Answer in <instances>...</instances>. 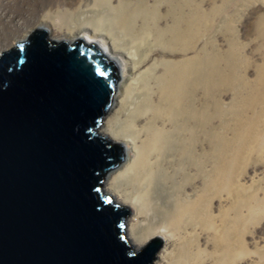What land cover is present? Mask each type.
Masks as SVG:
<instances>
[{"label":"rangeland","instance_id":"374dc122","mask_svg":"<svg viewBox=\"0 0 264 264\" xmlns=\"http://www.w3.org/2000/svg\"><path fill=\"white\" fill-rule=\"evenodd\" d=\"M41 25L52 41L83 39L102 51L122 40L143 46L148 56L141 67L114 59L118 102L102 125L116 118L123 98L143 94L145 134L159 105L163 130L195 133L199 166L172 167L167 184L181 192L187 181L188 191L201 193L209 172L213 224L232 225L241 212V249L220 264H264V0H0V55ZM106 180L103 189L113 195Z\"/></svg>","mask_w":264,"mask_h":264},{"label":"water","instance_id":"95a60500","mask_svg":"<svg viewBox=\"0 0 264 264\" xmlns=\"http://www.w3.org/2000/svg\"><path fill=\"white\" fill-rule=\"evenodd\" d=\"M118 67L96 44L34 30L0 55V264H154L103 190L124 149L98 131Z\"/></svg>","mask_w":264,"mask_h":264},{"label":"bare ground","instance_id":"6f19581e","mask_svg":"<svg viewBox=\"0 0 264 264\" xmlns=\"http://www.w3.org/2000/svg\"><path fill=\"white\" fill-rule=\"evenodd\" d=\"M38 29L47 31L48 28L41 25ZM47 33L49 34L48 31ZM142 47L141 45L130 47L128 41L122 40L113 43L108 51H101L113 61L116 56L129 59L133 62L134 68H138L146 62L148 56L145 49L139 50ZM139 82L140 80H137V83ZM115 95L116 92L114 97ZM143 96L141 94L123 98L116 118L109 120L107 126L103 124L100 130L98 129L102 136L121 144L124 149V160L118 169L107 175L108 185L105 186L107 185V192H114L113 195L117 196L120 204L112 195L116 204L129 208L131 214L133 213L131 241L127 230L129 244L135 249H140L136 246L144 245L151 237L160 238L163 246L155 264L227 262L232 250L239 252L241 249L239 240L242 228L239 214L241 212L237 211L238 216L232 221V225L224 220L219 221L223 223L221 225L215 226V222L213 224L211 186L207 178L209 172L203 176L204 189L201 193L194 187L188 191L187 181L183 184L180 182L181 192L178 188H173V185L167 184L171 180L168 171L172 167L176 166L177 171L179 166L188 162L199 166L198 161L193 159L196 134L188 133L187 128L185 135L163 130L159 125L163 114L160 105L154 109V114L145 124L149 125V133L145 134L141 126ZM114 97L111 107L118 102ZM143 111L145 114L148 113L147 103L144 104ZM104 127L108 128L107 132L104 131ZM132 157L136 160L123 168V172H119L122 163ZM232 238H235L237 243L233 245V249Z\"/></svg>","mask_w":264,"mask_h":264}]
</instances>
